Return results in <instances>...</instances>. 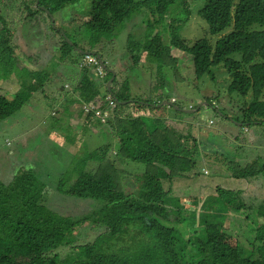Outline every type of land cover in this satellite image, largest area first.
<instances>
[{
    "label": "trees",
    "instance_id": "1",
    "mask_svg": "<svg viewBox=\"0 0 264 264\" xmlns=\"http://www.w3.org/2000/svg\"><path fill=\"white\" fill-rule=\"evenodd\" d=\"M10 1L19 5L20 21L23 22L20 25L28 24L25 26L28 32L33 30L29 22L36 15L48 20L52 38L59 46L57 55L49 61L50 66L69 62V58L76 60V56L75 69L86 50L74 42L69 43L68 35L62 29L54 30L50 16L68 7L84 6V10L71 14L62 23L67 25L69 32L74 30L87 34V42L98 46L92 52L97 55L98 50L105 46L103 42H107L105 38L119 32L131 20L136 8L147 6L153 17L156 13L158 16L154 21L146 22L145 33L142 34V37L149 36L146 42L130 41L131 35L127 38L132 68L140 64L141 54L157 66L167 63L173 66L176 60L169 55L170 46L191 58V64L185 71V79L191 83L197 82L204 74L213 75V68L222 65L229 76L227 92L241 97L250 94L251 101L233 120L239 122L241 118L240 122L245 125L264 126V0H194L199 4L195 14L203 20L205 32L210 37H219L215 44L201 38L192 46H187L178 37L176 27L181 26L182 21L176 17L169 21L168 46L162 45L160 35H151L155 23L163 19L168 7L174 8L176 3H180L178 7L190 15L189 8L184 5L188 0H144L141 3L135 0ZM0 21V52L11 53L6 54L9 74L13 70L12 63L26 69V78L20 81V89L11 96H0L1 121L19 111L30 96L51 78L44 72L29 70L26 64L18 61L10 50L12 34L2 17ZM35 33L38 34L36 31L30 36ZM70 35L73 36L71 32ZM20 55L26 62L33 56ZM34 61L35 58L29 66H34ZM128 75H123L125 78L121 82L115 72L107 90L105 82L111 73H106L100 86L116 100L113 123L108 125L114 129L115 141L109 140V144L95 146L96 149L88 147L90 150L81 156L82 165L76 177L71 179L73 181L62 179L56 186L59 195L85 203L88 201V206L96 204V207L86 216L72 220L48 207L51 189H47L29 171H18L11 182L0 181V264H264V199L255 205L241 203L234 197L238 191L221 193L227 208L225 216L216 214L220 219H201L196 224L202 226L201 231L205 233L200 248L187 246L198 254L196 258L187 257V248L177 251L179 232L174 225L165 223L168 192L164 190L162 180L190 172L195 160L192 153L198 154L196 139L191 136L190 121L176 119L165 122L164 115L158 117L153 114L156 108L163 107L160 104L164 98V84L158 85L157 100L139 99L131 97ZM93 80L81 71L74 88L77 94L69 93L70 97L64 98V103L76 104L75 107L81 109L83 103H88L98 93ZM15 81L19 86V81ZM173 105L180 109L178 104ZM93 116L92 112L86 115L84 132L91 128ZM110 145L115 146L113 155ZM82 146L88 144L84 142ZM90 163L95 164V169L86 170ZM129 163L141 164L144 170L135 177L136 189L126 193L119 181L125 172L122 168L128 170ZM263 168L264 165L257 169L250 167L231 175L234 178L258 176ZM230 210L235 214L251 212L255 227L252 230L253 241L247 247L224 227V217ZM233 212L229 216H234ZM198 217L194 212L189 215V225L195 227ZM89 230L95 231L92 239L90 232L87 233Z\"/></svg>",
    "mask_w": 264,
    "mask_h": 264
},
{
    "label": "rangeland",
    "instance_id": "2",
    "mask_svg": "<svg viewBox=\"0 0 264 264\" xmlns=\"http://www.w3.org/2000/svg\"><path fill=\"white\" fill-rule=\"evenodd\" d=\"M135 1L144 2V0ZM193 1L188 0L184 4L189 8L190 15H186L182 8L178 7L180 3H176L174 8L168 7L163 19L155 23L151 35H160L162 45L168 46L169 21L171 17H176L182 21L181 26L176 27L177 35L187 46L194 45L201 38H207L215 44L219 36L210 37L205 32L203 20L195 14L199 4ZM82 10L84 6H74L54 13L51 16L52 25L54 30L60 28L68 35L69 43H76L87 53L94 52L98 46L87 42V34L70 30L72 36L67 25L64 24L71 14ZM20 14L18 4L10 0H3L0 3V17L4 19L6 28L12 34L10 50L14 52L19 62L30 68L29 70L49 74L51 80L45 81L38 92L32 94L19 111L0 121V181L11 182L18 171H29L46 185L47 189L48 187L51 189L48 207L54 212L75 220L86 216L96 207V204L88 206V201L85 203L59 195L56 190L57 183L62 179L70 178L71 180L76 177L75 174L82 165L81 156L90 148L109 144V140L115 141L114 129L108 126L109 123H113L114 106L102 98L104 90L100 86L103 81L102 78L95 77L93 82L98 87V93L93 98L90 97L91 100L88 103L83 104H89L92 111H96V115L90 123L91 128L85 129L84 132L83 127L89 108L81 106L80 109L75 107L76 104L67 106L59 103L61 99L70 97L68 93L77 94L74 88L79 79L68 83L72 80L77 57L73 56L76 60L69 58V62H60L59 67L50 66V60L57 55L59 46H56L57 40L52 38L48 20H43L36 15L34 20L29 22L33 27L30 33L25 28L28 24L20 25L23 23L20 21ZM157 16V13L154 14L155 18ZM154 17L147 6L142 5L136 8L131 20L127 21L119 32H113L110 38H105L104 40L107 41L103 42L105 46L97 53L109 67L108 69L116 72L121 82L125 78L123 75L129 74L131 97L157 100L156 93L160 91L158 85L164 84L162 96L169 101L174 99L181 110L190 111L192 114L187 116L186 112L178 114L175 105H173L174 108L167 105L156 108L153 113L158 117L164 115L165 122L176 121V119L191 122V136L196 139L195 148L198 150V154L192 153L195 158L194 164L190 172L186 174L163 179L162 186L168 192L165 199L168 215L165 223L174 225L179 232L177 251L180 248L188 249L189 245L200 248L199 244L205 240V233L201 231L202 226H196V224H199L201 219L208 221H213L215 217L220 219V216L216 214L225 216L227 208L222 202L221 193L238 191L239 194L234 197L245 204L255 205L259 203V200L264 199V170L258 177L234 178L231 176L244 169L250 167L257 169L264 165V127L252 123L245 125L240 122L241 118L239 122L233 120V117L240 115L239 111L245 107V104L251 101L250 94L241 97L237 93L227 92L229 76L222 65L213 68V75L204 74L197 82L191 83L185 79V71L191 64V58L176 47L170 46L169 55L176 60L173 66L168 63L157 66L141 54L140 64L132 68L127 38L131 35L130 41L146 42L149 36L142 37V34L145 33L146 22L151 19L154 21ZM1 27L0 21V29ZM36 31L38 34L30 36ZM7 53L11 54L9 51L0 52V96L15 93L20 89V81L26 78L24 75L26 69L19 68L12 61L10 62L13 64V70L9 74V67L6 66L9 62ZM30 53L34 56L27 62L20 55ZM33 58L36 61L31 67L29 64H32ZM87 68L92 69L89 66ZM89 74L86 73V76L89 77ZM16 79L19 81V86ZM110 79L111 76L108 81ZM26 82L29 81L26 80ZM84 142L88 146L83 147ZM114 150L115 146H111L112 155ZM127 168L128 170L125 167L122 168L125 172L119 182L121 189L129 193L136 189L135 177L143 172L144 166L129 163ZM89 169H95V164L90 163L86 167V170ZM193 212L195 217L201 216L194 219L195 227L188 222V217ZM230 212L233 211L230 210L226 218L224 217V227L229 234L237 235L236 237L247 247L253 241L252 230L255 227L250 216L251 212L241 211L237 214L233 212L234 216H229ZM89 232L92 239L95 231H87L88 234ZM197 255L193 249H188L187 257L196 258Z\"/></svg>",
    "mask_w": 264,
    "mask_h": 264
},
{
    "label": "clouds",
    "instance_id": "3",
    "mask_svg": "<svg viewBox=\"0 0 264 264\" xmlns=\"http://www.w3.org/2000/svg\"><path fill=\"white\" fill-rule=\"evenodd\" d=\"M46 13V12H45ZM51 17V16H50ZM38 18V17H37ZM51 20V19H50ZM53 20V19H52ZM94 54V53H93ZM92 54V52H86L85 53V55H84V57H86V56H91V57H93V58H95V60H96V62H97V65H99V67L101 68V70H102V76L101 77H99L96 73H95V69H96V67H97V65H81V60H80V62L78 63V68L81 70V71H85L86 73H90L89 74V77L91 78H95V77H97V78H102V80L104 79V77H105V74L106 73H111V79H110V83H111V81H112V79L114 78V74H115V71L114 70H109L108 68L109 67H107L106 65H105V63L102 61V57L99 55V54H97V55H93ZM83 57V58H84ZM92 67V69H88L87 67ZM107 82H108V80L105 82V87H106V84H107ZM110 83H109V86H110ZM108 86V87H109ZM106 89L108 90L109 88H107L106 87ZM104 95H105V97H104V100H105V102H109L108 100L110 99V101L112 102V105L114 106V102H116V100L112 97V95L111 94H106L105 93V91H104ZM164 98H163V100H162V105L163 106H168V107H173V103H175V101H174V99H172V101L170 100H168L165 96H163ZM109 98V99H108ZM115 100V101H114ZM172 102V103H171ZM169 103V104H168ZM87 105H89V104H83V106H82V108H85ZM211 106V105H210ZM212 107H214V106H212ZM174 108V107H173ZM176 109V108H175ZM176 110H179L180 112H186V113H188V114H190V111H185V110H181V109H176ZM93 113L94 114V116L96 115V111H92V110H89V111H87V113H86V115L88 114V113ZM192 112H193V110H192ZM190 115H192V114H190ZM253 125H255V124H253ZM259 127H264V126H259ZM262 166V165H261ZM260 167V166H259ZM228 170H230V169H228ZM262 170H264V168L262 169ZM206 173V172H205ZM261 173H262V171H261ZM261 173H259L258 175H260ZM232 176V175H231ZM233 177V176H232ZM253 177H258V176H253ZM230 192H232V193H235L234 191H230Z\"/></svg>",
    "mask_w": 264,
    "mask_h": 264
},
{
    "label": "built area",
    "instance_id": "4",
    "mask_svg": "<svg viewBox=\"0 0 264 264\" xmlns=\"http://www.w3.org/2000/svg\"><path fill=\"white\" fill-rule=\"evenodd\" d=\"M81 65H97V62L95 60V58L91 57V56H86L84 57L82 60H81ZM95 73L101 77L102 76V70L101 68L99 67V65H97L96 69H95ZM109 99V98H108ZM109 104H112V102L110 101V99L108 100ZM87 108H89V110H93L89 105L86 106ZM85 107V108H86ZM88 110V111H89ZM95 111V110H94Z\"/></svg>",
    "mask_w": 264,
    "mask_h": 264
},
{
    "label": "crops",
    "instance_id": "5",
    "mask_svg": "<svg viewBox=\"0 0 264 264\" xmlns=\"http://www.w3.org/2000/svg\"><path fill=\"white\" fill-rule=\"evenodd\" d=\"M30 55H32V53H30V54H28V56H30ZM33 56H34V54H33ZM77 69V70H76ZM74 68V72L76 71V73H74V75H73V77H72V80L70 81V82H73V81H77L78 79H79V74H80V72H81V70L79 69V68ZM4 82V81H3ZM69 94V93H68ZM67 95V94H66ZM65 95V96H66ZM3 96H11V95H3ZM60 104H64V105H67L66 103H64V101L61 99L60 100V102H59ZM67 106H70V105H67Z\"/></svg>",
    "mask_w": 264,
    "mask_h": 264
},
{
    "label": "water",
    "instance_id": "6",
    "mask_svg": "<svg viewBox=\"0 0 264 264\" xmlns=\"http://www.w3.org/2000/svg\"><path fill=\"white\" fill-rule=\"evenodd\" d=\"M41 9H43V8H41ZM44 10V9H43ZM47 14H48V11L47 10H44ZM50 16V15H49ZM51 21H52V18H51ZM109 83H110V81H108L107 82V84H106V87L108 88V86H109ZM169 104V103H168ZM160 105H162V104H160ZM159 106V105H158Z\"/></svg>",
    "mask_w": 264,
    "mask_h": 264
}]
</instances>
